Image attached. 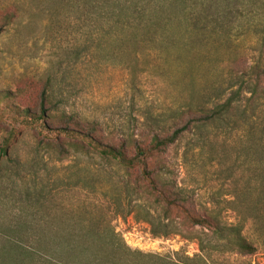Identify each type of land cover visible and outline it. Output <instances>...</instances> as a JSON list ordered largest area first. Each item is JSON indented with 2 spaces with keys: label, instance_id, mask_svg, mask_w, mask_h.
Returning a JSON list of instances; mask_svg holds the SVG:
<instances>
[{
  "label": "rangeland",
  "instance_id": "374dc122",
  "mask_svg": "<svg viewBox=\"0 0 264 264\" xmlns=\"http://www.w3.org/2000/svg\"><path fill=\"white\" fill-rule=\"evenodd\" d=\"M235 1L197 24L185 17L165 24L154 14L140 25L130 9L122 19L129 28H113L84 15L83 0H0V11L13 8L0 32V264H264V110L246 125L237 110L197 125L166 156L196 212L219 218L222 237L173 215L178 234L153 235L138 218L163 213L118 165L92 150L59 158L37 149L50 137L42 129L22 130L1 151L13 128L1 113L37 111L48 80L55 114L98 122L116 137L168 135L185 113L229 99L241 105L252 84L231 63L264 65V0ZM37 229L49 233L45 245L34 239ZM235 229L254 254L231 249ZM90 230L104 240L85 238ZM76 246L87 248L81 258Z\"/></svg>",
  "mask_w": 264,
  "mask_h": 264
},
{
  "label": "trees",
  "instance_id": "16d2710c",
  "mask_svg": "<svg viewBox=\"0 0 264 264\" xmlns=\"http://www.w3.org/2000/svg\"><path fill=\"white\" fill-rule=\"evenodd\" d=\"M235 2V0H83V14L87 17L93 15L101 22L105 20L112 22L113 28H129L130 19L126 21L122 19L130 14V9L140 17L138 18L140 25L146 20L148 22L154 14L157 17L159 15L165 24L181 17L197 24L203 17L207 19L212 17L213 11H221L219 4L235 5ZM10 9L13 8L0 11V20L3 22L0 21V32L12 21ZM239 62L241 61L236 59L231 63V67L236 74L247 76L250 80L252 85L249 89V97L235 108L233 99H229L215 110L200 109L197 113H185L186 121L168 135L148 129L149 131L145 133L116 137L111 133H104L102 125L98 122L82 121L73 115H57L53 112L55 102L51 95V82L48 80L40 91L37 111L31 107L20 109L6 106V110L1 113V115L5 112L9 113L13 125L8 138L3 142L1 151L6 154L17 143L18 135L22 130L42 129L47 131L50 137L44 143L38 142L37 149L44 148L59 158H66L73 149L77 153L92 150L96 155L118 165L125 173L127 184L132 185L134 191L142 190V193L161 209L163 217L160 220L146 211L144 216L138 218L151 226L153 235L178 234L170 229L173 215L187 226L203 227L213 235L222 237L224 228L219 218L208 210L203 214L196 212L192 199L178 187L166 156L197 125L222 119L223 115L236 110L241 114L246 125L256 110H264V65L255 64L246 70V68L240 69L241 64L244 63ZM5 97L10 98L11 95L6 94ZM17 125L18 129H16ZM259 125H262V122ZM248 130L250 131V127ZM131 213L138 214V210L135 209ZM41 223L43 222L38 221L37 225ZM38 231L39 229L35 230L34 239L40 245H45L49 233L44 230ZM84 237L91 241L104 240V234L94 230L87 231ZM72 240L75 242L79 239L73 235ZM227 240L232 246L231 249L240 256L251 255L256 251L254 245L238 229L232 230ZM86 249L84 246H76L72 252L77 253V257L81 258L87 252Z\"/></svg>",
  "mask_w": 264,
  "mask_h": 264
},
{
  "label": "built area",
  "instance_id": "2783aa9c",
  "mask_svg": "<svg viewBox=\"0 0 264 264\" xmlns=\"http://www.w3.org/2000/svg\"><path fill=\"white\" fill-rule=\"evenodd\" d=\"M141 241H142V239H141ZM147 241H148L149 244L155 242V240H152L150 237H147ZM197 250H198V249H196V251H194V252H197ZM153 251H154V250H153Z\"/></svg>",
  "mask_w": 264,
  "mask_h": 264
}]
</instances>
